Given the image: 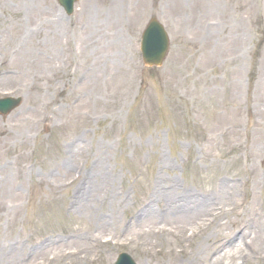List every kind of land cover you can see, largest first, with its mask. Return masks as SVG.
<instances>
[{
    "label": "rangeland",
    "instance_id": "obj_1",
    "mask_svg": "<svg viewBox=\"0 0 264 264\" xmlns=\"http://www.w3.org/2000/svg\"><path fill=\"white\" fill-rule=\"evenodd\" d=\"M152 17L171 38L159 69L140 54ZM4 97L22 99L0 116V237L21 241L14 264H48L57 247L75 264L122 252L165 264L181 245L162 228L195 232L219 214L240 233L264 217V0H81L70 18L56 0H0ZM154 186L212 205L146 226ZM245 245L240 263L264 262Z\"/></svg>",
    "mask_w": 264,
    "mask_h": 264
},
{
    "label": "bare ground",
    "instance_id": "obj_2",
    "mask_svg": "<svg viewBox=\"0 0 264 264\" xmlns=\"http://www.w3.org/2000/svg\"><path fill=\"white\" fill-rule=\"evenodd\" d=\"M54 22H56L55 25L57 29H59V19H54ZM26 64L33 65L34 62L29 59L26 61ZM68 86H71V84H68ZM2 131H4V129ZM156 187L157 186H154L152 199L157 202L158 207L162 202L166 204L164 205L166 209H162L165 210L164 213L154 209L153 204L156 202L151 201L150 199V202L148 203L149 205L146 206V216L144 221L141 222L145 223L144 225L146 226L151 227L152 225H157V223H164L165 225L166 223L171 222V219L173 220V223H175L176 220L178 221L176 225H183L194 215L207 210V208L212 205L211 199H195V201L189 199L177 203L176 199L171 195H167L165 192H157ZM234 193V188H222L218 193V196L221 198L224 195ZM249 207H251V205H249ZM202 225L203 226H199L195 229V232L193 231L191 235H186L185 232H180L179 234L174 235L171 230L167 232L165 228H162V232H159L162 236H164V234H169L168 238L165 239L167 244L181 245V254H178L177 252L170 253L172 255L171 259H167L165 263L177 264L179 260L183 258L185 259V264H197V262L198 264H242L240 263L241 256H244V259L248 258V255H244L246 252L242 249L243 244H246V247L249 249L252 256L259 258V260H264V217L260 216L257 221H251L248 227H246L247 223H244L243 228L250 230L247 232L241 231L240 233L228 231V223L224 222L219 217V214L214 217L211 224ZM137 227L140 228L141 224L139 223ZM5 240H9V238L3 239L0 237V257L2 256V258H0V263L14 264L17 261L18 256H23V252L19 250L21 241L12 239L8 241L11 242V244H7L4 247L3 242ZM68 242L69 241L66 240L63 241V243ZM72 243L75 242L72 241ZM55 245L56 243L53 241L43 247H46L45 249H54ZM55 252L57 254L49 260L48 264H53L55 261V264H75L72 260L77 261V263H80L83 260V257L79 254L72 255L71 257L63 254L61 247H57ZM31 255H35V250L31 252ZM149 260L152 264L153 260Z\"/></svg>",
    "mask_w": 264,
    "mask_h": 264
},
{
    "label": "water",
    "instance_id": "obj_3",
    "mask_svg": "<svg viewBox=\"0 0 264 264\" xmlns=\"http://www.w3.org/2000/svg\"><path fill=\"white\" fill-rule=\"evenodd\" d=\"M75 1L76 0H64L63 2L66 3L68 9L71 10ZM168 47L169 42L166 33L156 20H152L143 35L142 41V51L145 63L147 65H161L166 57ZM19 103L20 101L12 99L0 101V112L7 114L16 108ZM124 262L126 261L123 260L120 264H123Z\"/></svg>",
    "mask_w": 264,
    "mask_h": 264
}]
</instances>
